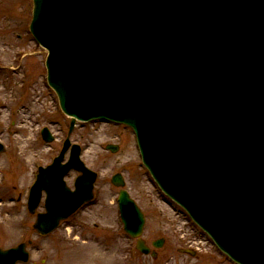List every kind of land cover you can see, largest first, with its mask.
<instances>
[{"label": "water", "instance_id": "95a60500", "mask_svg": "<svg viewBox=\"0 0 264 264\" xmlns=\"http://www.w3.org/2000/svg\"><path fill=\"white\" fill-rule=\"evenodd\" d=\"M31 33L49 56V85L77 120L132 127L145 167L238 264H264V0H33ZM46 142L53 137L42 132ZM68 139L40 169L29 197L34 230L53 232L93 199L97 174ZM113 153L118 147L109 146ZM5 148L0 144V153ZM82 173L75 191L64 177ZM112 183L124 187L121 175ZM124 230L140 239L145 218L118 199ZM164 240L153 244L161 248ZM26 245L0 264L28 261Z\"/></svg>", "mask_w": 264, "mask_h": 264}, {"label": "rangeland", "instance_id": "374dc122", "mask_svg": "<svg viewBox=\"0 0 264 264\" xmlns=\"http://www.w3.org/2000/svg\"><path fill=\"white\" fill-rule=\"evenodd\" d=\"M32 7V0H0V142L5 146L0 154V249L32 241L27 264H230L156 187L142 165L133 132L120 125L76 124L71 141L81 146L83 161L98 174L95 199L51 236L33 231L28 193L38 168L59 155L70 119L47 85V52L29 31ZM43 128L51 131L53 143L42 140ZM109 145L118 146V152L108 151ZM118 173L145 215L142 237L147 245L154 250L152 243L165 239L154 250L155 260L136 252L135 242L123 231L120 189L111 184ZM77 176L68 175L70 188ZM188 250L195 256L183 252Z\"/></svg>", "mask_w": 264, "mask_h": 264}, {"label": "bare ground", "instance_id": "6f19581e", "mask_svg": "<svg viewBox=\"0 0 264 264\" xmlns=\"http://www.w3.org/2000/svg\"><path fill=\"white\" fill-rule=\"evenodd\" d=\"M2 207V206H1Z\"/></svg>", "mask_w": 264, "mask_h": 264}]
</instances>
